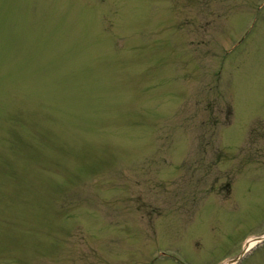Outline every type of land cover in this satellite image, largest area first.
Instances as JSON below:
<instances>
[{
    "label": "rangeland",
    "instance_id": "obj_1",
    "mask_svg": "<svg viewBox=\"0 0 264 264\" xmlns=\"http://www.w3.org/2000/svg\"><path fill=\"white\" fill-rule=\"evenodd\" d=\"M263 233L264 0H0V264H225Z\"/></svg>",
    "mask_w": 264,
    "mask_h": 264
},
{
    "label": "bare ground",
    "instance_id": "obj_2",
    "mask_svg": "<svg viewBox=\"0 0 264 264\" xmlns=\"http://www.w3.org/2000/svg\"><path fill=\"white\" fill-rule=\"evenodd\" d=\"M251 243H252V242H251ZM251 243H249V246H250ZM247 246H248V245H247ZM247 246H245V247H247Z\"/></svg>",
    "mask_w": 264,
    "mask_h": 264
},
{
    "label": "water",
    "instance_id": "obj_3",
    "mask_svg": "<svg viewBox=\"0 0 264 264\" xmlns=\"http://www.w3.org/2000/svg\"><path fill=\"white\" fill-rule=\"evenodd\" d=\"M263 238H264V236H263ZM236 258H239V256H238V257H236Z\"/></svg>",
    "mask_w": 264,
    "mask_h": 264
}]
</instances>
